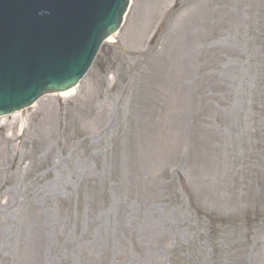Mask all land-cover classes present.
Returning <instances> with one entry per match:
<instances>
[{
	"label": "rangeland",
	"instance_id": "1",
	"mask_svg": "<svg viewBox=\"0 0 264 264\" xmlns=\"http://www.w3.org/2000/svg\"><path fill=\"white\" fill-rule=\"evenodd\" d=\"M104 50L0 119V264H264V0H132Z\"/></svg>",
	"mask_w": 264,
	"mask_h": 264
},
{
	"label": "water",
	"instance_id": "2",
	"mask_svg": "<svg viewBox=\"0 0 264 264\" xmlns=\"http://www.w3.org/2000/svg\"><path fill=\"white\" fill-rule=\"evenodd\" d=\"M75 3L77 0H0V59L5 61L0 68L7 74L6 79L0 76V81L5 79L0 85V116L25 108L44 94L77 85L101 43L119 29L128 6V0H83L81 6L66 9ZM55 11L61 23L80 11L90 14V20L80 30L68 21L65 31L73 38L56 47L55 54H47L43 51L47 35L57 43L63 41L50 24ZM4 43L6 50L17 54L3 53Z\"/></svg>",
	"mask_w": 264,
	"mask_h": 264
},
{
	"label": "bare ground",
	"instance_id": "3",
	"mask_svg": "<svg viewBox=\"0 0 264 264\" xmlns=\"http://www.w3.org/2000/svg\"><path fill=\"white\" fill-rule=\"evenodd\" d=\"M112 40H114V37H110L109 38V40H108V42H111ZM74 92V90H71V91H69V92H67V93H62V95L61 96H65V95H69V94H71V93H73ZM20 115V114H19ZM18 115V116H19ZM17 115L15 116V117H18ZM23 125H24V122H23ZM23 127V126H22Z\"/></svg>",
	"mask_w": 264,
	"mask_h": 264
}]
</instances>
